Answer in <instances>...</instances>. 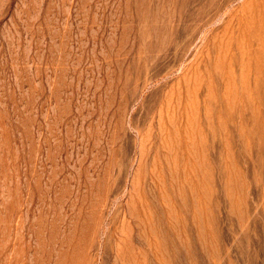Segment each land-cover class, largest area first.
Wrapping results in <instances>:
<instances>
[{"label":"rangeland","instance_id":"374dc122","mask_svg":"<svg viewBox=\"0 0 264 264\" xmlns=\"http://www.w3.org/2000/svg\"><path fill=\"white\" fill-rule=\"evenodd\" d=\"M0 264H264V0H0Z\"/></svg>","mask_w":264,"mask_h":264}]
</instances>
